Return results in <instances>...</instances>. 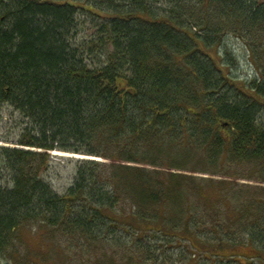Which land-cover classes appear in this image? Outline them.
I'll use <instances>...</instances> for the list:
<instances>
[{"label":"trees","instance_id":"obj_1","mask_svg":"<svg viewBox=\"0 0 264 264\" xmlns=\"http://www.w3.org/2000/svg\"><path fill=\"white\" fill-rule=\"evenodd\" d=\"M78 10L98 18L81 42ZM228 33L251 36L264 52V0H0V124L6 109L16 112L15 142L26 148L0 146V254L29 224L92 242L120 194L135 208L129 227L163 223L170 204L187 203L177 196L185 175L170 172L175 137L185 151L264 172V126L255 119L264 72L241 87L227 76L234 59L207 50ZM55 150L111 163L82 160L60 196L41 177Z\"/></svg>","mask_w":264,"mask_h":264},{"label":"rangeland","instance_id":"obj_2","mask_svg":"<svg viewBox=\"0 0 264 264\" xmlns=\"http://www.w3.org/2000/svg\"><path fill=\"white\" fill-rule=\"evenodd\" d=\"M99 2L96 4L100 5ZM96 22V16L77 11V42L94 35ZM255 47L257 54L264 55L251 36L245 38L232 33L225 35L220 48L215 47V58L223 62L230 57L235 59L230 70L226 66L224 71L239 87L256 77V72H264V59L259 62L260 71L249 63L248 56L255 54L250 48ZM224 50L231 55H226ZM8 110L11 109H6L0 124V143L16 147L23 120L16 112L10 117ZM255 118L264 126V103L255 108ZM173 142L170 147L174 167L170 171L185 175L187 189L182 186L185 193L177 196L183 200L185 195L187 203L179 208L175 203L170 204L163 223L147 226L148 229L140 232L129 227L130 214L135 208L120 194L113 210L108 212L109 219L95 228L97 233L92 242L29 224L0 254V264H264V205L261 203H264V172L259 168L257 171L253 164L227 158L226 154L219 162H213L197 147L184 159L179 153L184 148L190 149V145L182 142L179 146L176 137ZM87 147L80 146L84 150ZM54 152L50 153L49 167L41 177L62 196L71 187L81 161L88 159ZM119 164L152 169L132 162ZM5 184L6 180H0L1 186ZM153 227L167 229L168 233L154 231ZM231 238L235 248L224 246L217 250L215 245L220 239L226 243Z\"/></svg>","mask_w":264,"mask_h":264},{"label":"bare ground","instance_id":"obj_3","mask_svg":"<svg viewBox=\"0 0 264 264\" xmlns=\"http://www.w3.org/2000/svg\"><path fill=\"white\" fill-rule=\"evenodd\" d=\"M77 28H78V25H77ZM218 48H220V47H218ZM216 49L217 48H213V49H209V50H207L209 53H214V51H216ZM221 51V50H220ZM224 52H227V50H224ZM220 53H222V52H219V54ZM227 53H230V51H228ZM231 55V54H230ZM248 59H249V63H251V64H255L256 65V70H259L260 71V69H259V66L261 67V65H259L258 66V64H259V62H261L263 59H264V55L263 54H254V55H251V56H248ZM228 65H234L235 64V59H234V62H233V64L231 63V62H229V63H227ZM223 65H225L224 63H218V66H223ZM257 75H258V73L256 72V77H251L250 79H249V81H252V80H254L255 78H257ZM235 83V82H234ZM236 84V83H235ZM239 87V86H238ZM5 92H7V89H5ZM11 117V116H10ZM256 119V118H255ZM186 121V120H185ZM225 124V123H224ZM181 126H182V128L183 129H189L190 128V126H191V123H189V122H182L181 123ZM218 129H220V131H222L223 129H224V127H223V124L221 123V122H218ZM0 146H9V147H13L12 145H6V144H3V143H0ZM16 147H18V148H21V149H26L25 147H21V146H16ZM30 150H33V148H30ZM182 152V151H181ZM185 152V153H184ZM192 152V150H186V151H183L182 153H179L183 158H187L188 156H189V154ZM48 153H51V152H48ZM56 155H65V156H69V157H75V158H84V159H88V160H92V161H95V162H97V161H99V163H104V164H108V161L109 162H111L110 160H108V159H105V158H101L100 159V157L99 156H81L80 154L78 155V154H69V153H71V152H66V153H64V151L63 152H60V151H57V150H55V152H54ZM195 153H197V152H195ZM179 154H178V158H179ZM174 156V155H173ZM93 157H95V158H93ZM100 159V160H99ZM172 162L173 161H171V165H172ZM171 173H173L172 171H170Z\"/></svg>","mask_w":264,"mask_h":264},{"label":"flooded vegetation","instance_id":"obj_4","mask_svg":"<svg viewBox=\"0 0 264 264\" xmlns=\"http://www.w3.org/2000/svg\"><path fill=\"white\" fill-rule=\"evenodd\" d=\"M223 127H224V129H223L222 131H220V132H221V134H222L224 137H226V136L229 135V128H227V125H226V126L223 125Z\"/></svg>","mask_w":264,"mask_h":264},{"label":"water","instance_id":"obj_5","mask_svg":"<svg viewBox=\"0 0 264 264\" xmlns=\"http://www.w3.org/2000/svg\"><path fill=\"white\" fill-rule=\"evenodd\" d=\"M225 126V124H223Z\"/></svg>","mask_w":264,"mask_h":264}]
</instances>
